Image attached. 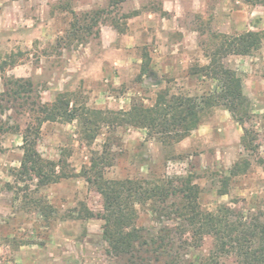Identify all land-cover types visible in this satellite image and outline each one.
Masks as SVG:
<instances>
[{
  "label": "rangeland",
  "instance_id": "374dc122",
  "mask_svg": "<svg viewBox=\"0 0 264 264\" xmlns=\"http://www.w3.org/2000/svg\"><path fill=\"white\" fill-rule=\"evenodd\" d=\"M247 32L262 35L260 48L232 52L234 38ZM216 52L250 101L243 125L214 107L189 136L164 144L114 119L151 108L161 93L210 96L218 81L197 72ZM61 95L70 110L113 120L92 117L94 139L81 118L40 123L39 109ZM39 123L36 149L60 176L43 188L15 175L24 136ZM0 127V264H121L103 236L94 163L107 180L193 187L205 211L224 206L234 218L264 221V0H122L116 7L110 0H0ZM237 164L247 168L233 175ZM181 202L155 196L135 206L152 264H197L215 253L212 236L199 240L189 231ZM217 260L239 264L234 255Z\"/></svg>",
  "mask_w": 264,
  "mask_h": 264
},
{
  "label": "trees",
  "instance_id": "16d2710c",
  "mask_svg": "<svg viewBox=\"0 0 264 264\" xmlns=\"http://www.w3.org/2000/svg\"><path fill=\"white\" fill-rule=\"evenodd\" d=\"M121 1L110 0V3L116 7ZM261 42V34L247 32L234 38L231 45L232 52L250 55L260 48ZM217 56L218 52L214 53L212 62L197 72L218 81L216 91L210 96L192 98L175 95L169 98L168 94L161 93L151 108L134 107L126 113L116 114L113 118L148 130L150 136H158L157 138L164 144L180 142L189 136L203 122L206 112L214 107H224L232 114L236 122L243 125L249 118L250 101L243 93L240 78L231 70L224 68ZM11 84L20 85L19 87L24 89L19 81L11 82ZM21 92L23 91H15V95H20ZM69 107V101L61 95L51 106L39 109L38 113L43 117L37 120L40 123L45 121L71 123L81 118L87 137L94 139L98 129L94 130L91 127L94 125L92 117L105 121L112 119V117L103 116L100 112L87 111L82 114L70 110ZM40 123L28 129L24 136V154L15 175L21 181L37 180L38 187L43 188L57 183L60 176L56 172L55 164L44 160L36 149ZM4 132L5 129L0 127V134ZM1 151L0 145V153ZM246 168V165L237 164L232 169V173L233 175L239 172L244 173ZM91 171L94 175V183L104 197L103 236L109 247L108 254L116 260L115 263L152 264L145 249L147 243L136 227L138 213L135 206L155 196H164L165 200L181 197L182 202L177 212L184 218L194 237L201 240L203 236L208 235L215 240V253L205 260H199L197 264H219L217 257L220 254L234 255L239 264H264V221L234 218L232 210L224 206L215 212L205 211L201 209L199 193L193 187L174 190L172 184L169 188L158 185L146 187L141 182L133 180H107L95 163ZM29 202L39 209L48 208L34 199H30ZM89 216L92 215L89 214Z\"/></svg>",
  "mask_w": 264,
  "mask_h": 264
}]
</instances>
